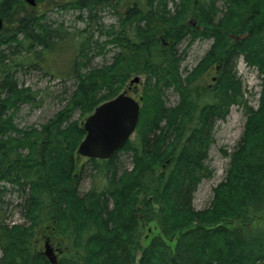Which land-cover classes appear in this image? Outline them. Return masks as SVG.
<instances>
[{"label": "trees", "instance_id": "16d2710c", "mask_svg": "<svg viewBox=\"0 0 264 264\" xmlns=\"http://www.w3.org/2000/svg\"><path fill=\"white\" fill-rule=\"evenodd\" d=\"M43 1L85 12L87 26L101 31L109 39L104 44L118 51L111 63L81 72L74 65L84 56L87 40L79 43L72 72L66 74L76 82L68 104L39 130L17 129L8 112L30 102L31 93L16 87L1 48L21 47L23 63L35 68L42 52H54V45L70 34L34 15L36 6L0 0V175L15 184L21 180L22 215L30 224L7 229V264H48L34 239L41 218L51 222L64 245L58 247L57 264H264V0L35 3ZM217 1L222 10L215 7ZM118 5V29H104L99 14L115 13ZM186 36L212 38V44L183 78L180 58L171 50ZM237 57L263 75L255 109L242 99L234 71ZM214 64L219 75L213 86L193 85ZM138 75H144V82L134 138L108 160H87L105 183L80 196L76 187L83 166L76 149L85 132L81 123L68 122L70 115L75 110L89 115ZM167 89L178 94L173 107L165 105ZM233 105L246 115L242 137L230 153L220 151L229 165L213 188L211 205L194 211L192 193L212 175L205 166L212 125ZM121 152L130 153L131 168L117 174ZM150 223L158 233L143 245L152 233ZM168 242H174L172 248Z\"/></svg>", "mask_w": 264, "mask_h": 264}, {"label": "rangeland", "instance_id": "374dc122", "mask_svg": "<svg viewBox=\"0 0 264 264\" xmlns=\"http://www.w3.org/2000/svg\"><path fill=\"white\" fill-rule=\"evenodd\" d=\"M174 3H178L179 0H173ZM39 4L45 5L46 10L41 7L36 9L34 15L42 13L43 22L49 25L53 29L59 27L68 32L66 41L58 42L54 45L55 50L52 53L48 51L42 52V60L35 67L29 66L27 63H23L24 52L21 47H15L9 49L2 47L3 54L8 56V61H5L6 65L11 66V75L16 82L18 89L27 88L30 90L31 99L30 102L20 103L18 109L9 110L8 113H12L13 121L17 129L39 130L42 125H45L49 120L53 119L57 113L61 112L68 104V99L73 92L76 82L71 77H68L67 72H72L73 60L77 56V51L80 47L79 43L87 40V44L84 47V56L78 57L80 61L74 65V68H80L81 72H86L93 68H100L105 64L111 63L113 56L118 51L110 43L104 44L109 39L103 36L94 26H87V19L85 12L69 8L66 4L65 7L59 9L47 5V3L39 2ZM168 9L173 10L174 5L171 1L167 3ZM215 7L218 10L223 9V3L217 1ZM120 5L116 6L115 13L105 11L99 14V23L101 26L109 30L110 28L118 29L117 13L120 12ZM220 15H217V18ZM189 22H193L192 19H188ZM70 37V38H69ZM244 37V36H243ZM21 39L22 37H18ZM73 38V39H72ZM212 44L211 39H195L191 40L189 36H186L178 44H176L171 50L176 57L180 58L179 68L183 78L197 65V63L203 58L205 53L209 50ZM167 47V43H163ZM37 47L36 50H40ZM83 64V65H82ZM216 64L208 68L204 73L193 83L199 87L213 86L219 75V70H216ZM234 71L236 78L240 81L242 99L246 104L253 109L257 106V101L260 93V84L262 82L263 75L258 72L255 66H249L246 64L242 57L235 59ZM139 82L130 85L131 78L123 88L127 91V94L136 100L141 95V89L144 82V75H138ZM123 90V91H124ZM165 105L166 107H173L178 102V94L172 89L164 91ZM14 113V114H13ZM86 116H80V112L75 110L70 115L68 122L77 121L82 123ZM246 121V115L244 109L241 106L233 105L228 108V112L224 119H215L211 128L212 143L207 150V158L205 166L211 170L212 175L209 178H202L196 185L191 197V207L194 211H201L208 208L213 200V188L220 183L226 175V170L229 165V158L221 154V150H225L230 153L236 146L238 141L242 137L244 124ZM12 136H16L12 134ZM134 138V134L130 137V140ZM20 153H24V150H20ZM79 163L83 166L81 169L80 178L77 181V192L80 196L88 192L92 187L101 189L105 183V178L95 173L92 164L87 163V159L79 157ZM116 163L117 174L122 170L131 168L130 153H119ZM0 188L5 189V193L1 195L0 214L6 218V225L9 227L23 225L29 226V222L22 215V198L20 197L21 189L16 192V186L11 185L8 182H0ZM27 190V188H26ZM24 190V192L26 191ZM18 193V194H17ZM31 227V226H30ZM150 229L152 233L143 239V245H146L150 240L151 234H157L158 229L154 223H150L147 229ZM34 239L37 241V249H43V239H49L50 245L54 248L61 247L59 245V237L55 235L54 229H52L51 222L47 218H41L39 223L34 226ZM146 233V232H145ZM147 234V233H146ZM167 241V240H166ZM172 248L174 242H168Z\"/></svg>", "mask_w": 264, "mask_h": 264}, {"label": "water", "instance_id": "95a60500", "mask_svg": "<svg viewBox=\"0 0 264 264\" xmlns=\"http://www.w3.org/2000/svg\"><path fill=\"white\" fill-rule=\"evenodd\" d=\"M24 1L30 6H35L34 0ZM2 26L0 18V30ZM138 82L139 77L135 76L130 85ZM139 109V101L127 95V91L97 105L82 122L85 136L78 144L76 154L86 159H110L135 132ZM42 255L49 264H57V254L48 241L44 242Z\"/></svg>", "mask_w": 264, "mask_h": 264}, {"label": "flooded vegetation", "instance_id": "af4514ba", "mask_svg": "<svg viewBox=\"0 0 264 264\" xmlns=\"http://www.w3.org/2000/svg\"><path fill=\"white\" fill-rule=\"evenodd\" d=\"M40 6L43 7L45 10L47 8V7H45V5H43V4L40 5L39 3H37L36 4V9L41 8ZM39 15H42V13L39 14ZM191 24L193 25L194 22H192ZM0 176H2V178H0V182H2V181L3 182H8L11 185L16 186V192H18L19 189H22V187H21V180H19L15 184L13 182L7 181L6 176H3V175H0ZM11 179L13 180L12 177H11ZM5 191H6L5 189H3V188L1 189L0 188V208H1V203L3 202L1 200V195L4 194ZM5 221H6V218L3 215L0 214V264H7V262L5 261V250H6V231L8 229V226L6 225ZM13 227H14V225L11 226V227H9V228H13ZM16 227H18V229L20 230V229H22L23 225H17ZM44 241H48V240L45 238V239H43V242ZM51 247H52V249L56 250V248H54L52 245H51ZM18 264H20V262H18Z\"/></svg>", "mask_w": 264, "mask_h": 264}]
</instances>
